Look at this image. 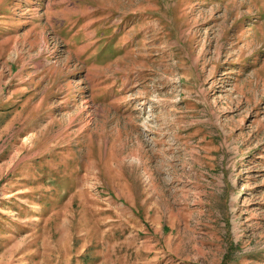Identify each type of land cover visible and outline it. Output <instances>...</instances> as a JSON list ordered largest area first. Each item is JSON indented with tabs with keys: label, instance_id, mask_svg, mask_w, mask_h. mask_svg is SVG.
<instances>
[{
	"label": "rangeland",
	"instance_id": "rangeland-1",
	"mask_svg": "<svg viewBox=\"0 0 264 264\" xmlns=\"http://www.w3.org/2000/svg\"><path fill=\"white\" fill-rule=\"evenodd\" d=\"M0 264H264V0H0Z\"/></svg>",
	"mask_w": 264,
	"mask_h": 264
}]
</instances>
